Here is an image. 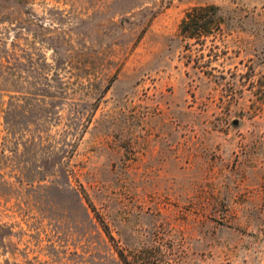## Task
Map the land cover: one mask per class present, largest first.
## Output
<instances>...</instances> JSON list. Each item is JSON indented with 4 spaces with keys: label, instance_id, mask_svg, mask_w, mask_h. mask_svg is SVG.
Masks as SVG:
<instances>
[{
    "label": "rangeland",
    "instance_id": "374dc122",
    "mask_svg": "<svg viewBox=\"0 0 264 264\" xmlns=\"http://www.w3.org/2000/svg\"><path fill=\"white\" fill-rule=\"evenodd\" d=\"M120 252L264 264V0H0V264Z\"/></svg>",
    "mask_w": 264,
    "mask_h": 264
},
{
    "label": "trees",
    "instance_id": "16d2710c",
    "mask_svg": "<svg viewBox=\"0 0 264 264\" xmlns=\"http://www.w3.org/2000/svg\"><path fill=\"white\" fill-rule=\"evenodd\" d=\"M225 17L220 6L216 4L195 5L190 7L179 23V34L183 40H187L185 49L189 48L190 40L195 43L205 45L208 37L221 30ZM120 257L124 264H156L148 254L129 259L123 252Z\"/></svg>",
    "mask_w": 264,
    "mask_h": 264
},
{
    "label": "water",
    "instance_id": "95a60500",
    "mask_svg": "<svg viewBox=\"0 0 264 264\" xmlns=\"http://www.w3.org/2000/svg\"><path fill=\"white\" fill-rule=\"evenodd\" d=\"M237 122V121H236Z\"/></svg>",
    "mask_w": 264,
    "mask_h": 264
}]
</instances>
